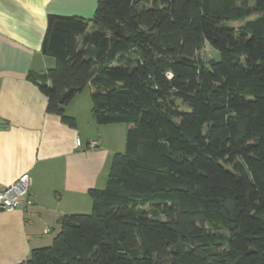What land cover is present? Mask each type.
<instances>
[{
  "label": "trees",
  "instance_id": "obj_1",
  "mask_svg": "<svg viewBox=\"0 0 264 264\" xmlns=\"http://www.w3.org/2000/svg\"><path fill=\"white\" fill-rule=\"evenodd\" d=\"M98 0L49 15L47 110L89 87L126 148L91 213L23 264H264V0ZM206 42L220 58L201 56Z\"/></svg>",
  "mask_w": 264,
  "mask_h": 264
},
{
  "label": "crops",
  "instance_id": "obj_2",
  "mask_svg": "<svg viewBox=\"0 0 264 264\" xmlns=\"http://www.w3.org/2000/svg\"><path fill=\"white\" fill-rule=\"evenodd\" d=\"M97 4L0 0V188L25 172L31 179L25 207L0 209V264H23L33 249L50 246L44 236L63 216L90 213L89 190L105 187L114 155L126 148L127 124H98L88 86L65 107L77 122L71 126L47 110V95L29 78L56 63L42 50L48 16L92 19Z\"/></svg>",
  "mask_w": 264,
  "mask_h": 264
},
{
  "label": "built area",
  "instance_id": "obj_3",
  "mask_svg": "<svg viewBox=\"0 0 264 264\" xmlns=\"http://www.w3.org/2000/svg\"><path fill=\"white\" fill-rule=\"evenodd\" d=\"M77 144L81 145L80 138ZM98 145V141H91L90 148ZM31 179L27 172L20 174L13 182L0 188V209H15L25 207L24 199L28 196ZM30 203V202H29Z\"/></svg>",
  "mask_w": 264,
  "mask_h": 264
},
{
  "label": "rangeland",
  "instance_id": "obj_4",
  "mask_svg": "<svg viewBox=\"0 0 264 264\" xmlns=\"http://www.w3.org/2000/svg\"><path fill=\"white\" fill-rule=\"evenodd\" d=\"M201 56L204 57L205 59H209V58H215V59H219L220 58V53L218 50L214 49L213 47H211L207 42L204 46V49L201 51ZM90 213L92 212V209L89 211ZM60 225L55 224L54 225V229L51 231V233L46 234L44 236L45 239L49 240V244L51 245L53 242V238L55 237V235L59 232L60 230Z\"/></svg>",
  "mask_w": 264,
  "mask_h": 264
}]
</instances>
